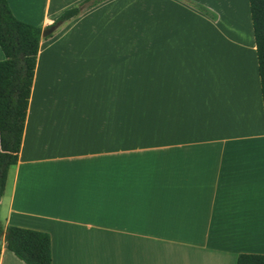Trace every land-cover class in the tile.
Instances as JSON below:
<instances>
[{
  "label": "crops",
  "instance_id": "crops-1",
  "mask_svg": "<svg viewBox=\"0 0 264 264\" xmlns=\"http://www.w3.org/2000/svg\"><path fill=\"white\" fill-rule=\"evenodd\" d=\"M6 1L43 30L83 0ZM191 1L108 0L42 37L0 225L47 233L51 264L264 255L249 3ZM0 264H24L3 238Z\"/></svg>",
  "mask_w": 264,
  "mask_h": 264
},
{
  "label": "trees",
  "instance_id": "trees-1",
  "mask_svg": "<svg viewBox=\"0 0 264 264\" xmlns=\"http://www.w3.org/2000/svg\"><path fill=\"white\" fill-rule=\"evenodd\" d=\"M108 0H83L64 11L52 25L78 17ZM189 2V1H188ZM264 118V0H248ZM199 11L202 8L193 4ZM41 28L18 20L6 0H0V198L9 169L21 146ZM52 34L45 38L51 37ZM5 248L24 264H51L50 238L45 232L0 225ZM236 264H264V255L239 254Z\"/></svg>",
  "mask_w": 264,
  "mask_h": 264
},
{
  "label": "water",
  "instance_id": "water-1",
  "mask_svg": "<svg viewBox=\"0 0 264 264\" xmlns=\"http://www.w3.org/2000/svg\"><path fill=\"white\" fill-rule=\"evenodd\" d=\"M57 27H58V25H51V26L43 29L41 32V37L45 38L48 35L52 34L57 29Z\"/></svg>",
  "mask_w": 264,
  "mask_h": 264
},
{
  "label": "rangeland",
  "instance_id": "rangeland-1",
  "mask_svg": "<svg viewBox=\"0 0 264 264\" xmlns=\"http://www.w3.org/2000/svg\"><path fill=\"white\" fill-rule=\"evenodd\" d=\"M177 1L186 4V5H187L188 7H190V8L196 9V8L193 6L194 2H192L191 0H177ZM188 1H189V2H188ZM195 5H196V4H195ZM196 10H198V9H196ZM198 11H199V10H198ZM200 12H201V11H200ZM65 24H67V22H65V23L61 24L60 26H58V27H60V28L58 29V31H59L61 28H63V26H64ZM58 27H57V28H58Z\"/></svg>",
  "mask_w": 264,
  "mask_h": 264
}]
</instances>
